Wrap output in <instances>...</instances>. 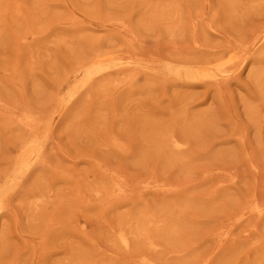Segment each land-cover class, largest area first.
I'll return each instance as SVG.
<instances>
[{
    "label": "rangeland",
    "instance_id": "1",
    "mask_svg": "<svg viewBox=\"0 0 264 264\" xmlns=\"http://www.w3.org/2000/svg\"><path fill=\"white\" fill-rule=\"evenodd\" d=\"M0 264H264V0H0Z\"/></svg>",
    "mask_w": 264,
    "mask_h": 264
}]
</instances>
